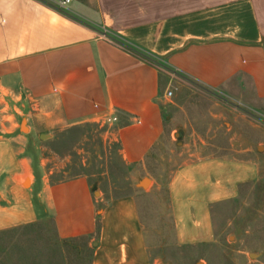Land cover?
Here are the masks:
<instances>
[{
	"label": "crops",
	"instance_id": "crops-1",
	"mask_svg": "<svg viewBox=\"0 0 264 264\" xmlns=\"http://www.w3.org/2000/svg\"><path fill=\"white\" fill-rule=\"evenodd\" d=\"M176 3L0 0V231L51 220L60 240H89L91 264H154L137 192L97 198L87 175L37 177L29 135L116 115L110 135L136 168L165 133L163 75L264 106V0ZM259 177L257 160L223 156L175 169L167 188L176 245L212 242L215 206Z\"/></svg>",
	"mask_w": 264,
	"mask_h": 264
},
{
	"label": "rangeland",
	"instance_id": "rangeland-1",
	"mask_svg": "<svg viewBox=\"0 0 264 264\" xmlns=\"http://www.w3.org/2000/svg\"><path fill=\"white\" fill-rule=\"evenodd\" d=\"M176 1L178 9L203 7V0ZM162 77L164 92L168 88L173 95L164 98L165 133L145 166L132 168L123 162L108 126L84 123L41 139L34 131L29 135L38 146L36 154L33 151L36 176L46 173L52 181H61L87 175L92 185L97 183V198L100 191L107 196L136 191L154 264H264V106H250L179 74ZM16 121L19 128L24 122L21 132L28 133L26 120ZM206 156L257 160L260 177L243 185L237 198L215 206L212 242L178 246L172 236L167 185L179 166ZM144 179L142 188L139 183ZM91 260L89 240H60L51 220L0 234V264H91Z\"/></svg>",
	"mask_w": 264,
	"mask_h": 264
},
{
	"label": "built area",
	"instance_id": "built-area-1",
	"mask_svg": "<svg viewBox=\"0 0 264 264\" xmlns=\"http://www.w3.org/2000/svg\"><path fill=\"white\" fill-rule=\"evenodd\" d=\"M71 2V0H57V6L60 8H64L66 5H68ZM173 95V92L168 90L166 93V97H171ZM118 121V117L116 115H110L103 118L101 121V124L103 127L105 126H112Z\"/></svg>",
	"mask_w": 264,
	"mask_h": 264
},
{
	"label": "water",
	"instance_id": "water-1",
	"mask_svg": "<svg viewBox=\"0 0 264 264\" xmlns=\"http://www.w3.org/2000/svg\"><path fill=\"white\" fill-rule=\"evenodd\" d=\"M24 128H25V127H24V122H22L21 130L24 129ZM180 136H181V133H180V132H177V133H176V137L178 138V141H177V144H178V145L181 143V141H180ZM146 181H147V179H144V180L140 181L139 186H141L142 188H144V187L146 186ZM92 190H93V192L95 193V195H96L97 193H99V192L97 191V183H94V184L92 185Z\"/></svg>",
	"mask_w": 264,
	"mask_h": 264
},
{
	"label": "trees",
	"instance_id": "trees-1",
	"mask_svg": "<svg viewBox=\"0 0 264 264\" xmlns=\"http://www.w3.org/2000/svg\"><path fill=\"white\" fill-rule=\"evenodd\" d=\"M97 228H98V225H97ZM9 230H7V231H0V234L1 233H5V232H8ZM73 240H76V239H69V240H63V241H73Z\"/></svg>",
	"mask_w": 264,
	"mask_h": 264
},
{
	"label": "bare ground",
	"instance_id": "bare-ground-1",
	"mask_svg": "<svg viewBox=\"0 0 264 264\" xmlns=\"http://www.w3.org/2000/svg\"><path fill=\"white\" fill-rule=\"evenodd\" d=\"M26 184H30V180H27V181H26Z\"/></svg>",
	"mask_w": 264,
	"mask_h": 264
}]
</instances>
